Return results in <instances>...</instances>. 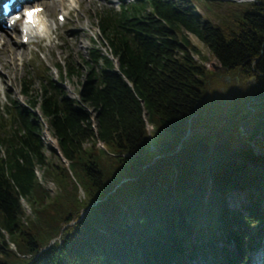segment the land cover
<instances>
[{
    "label": "trees",
    "instance_id": "obj_1",
    "mask_svg": "<svg viewBox=\"0 0 264 264\" xmlns=\"http://www.w3.org/2000/svg\"><path fill=\"white\" fill-rule=\"evenodd\" d=\"M96 26L118 69L92 48L77 98L56 63L0 106V264H238L264 224V0H120Z\"/></svg>",
    "mask_w": 264,
    "mask_h": 264
},
{
    "label": "rangeland",
    "instance_id": "obj_2",
    "mask_svg": "<svg viewBox=\"0 0 264 264\" xmlns=\"http://www.w3.org/2000/svg\"><path fill=\"white\" fill-rule=\"evenodd\" d=\"M82 1L81 6L79 8L77 7V9H73L72 6H70L69 0H64V3L62 2L60 5L52 7L49 11L45 7L44 10L47 14L46 18L51 19L54 27L53 32L47 37L36 35L30 38L28 43L16 46L11 42L12 39H20L16 27L15 29L7 30L5 36L0 35L4 37L7 36V39L10 40H6L3 44H0V106L6 104L8 97L18 98L24 102L25 97L21 92L22 79L28 73L34 81L32 86L33 89H37L39 86V82L34 77V74L41 68L47 67L49 69V74L55 79H59V73L55 68L56 63H60L62 68H66L68 63L75 64L77 67V72L73 73L71 77H66L63 83L66 92L71 97L77 98L82 88V82L85 80L88 72L85 60L88 58L90 50L95 48L105 55L116 59L110 52L108 42L104 39L96 26V21L101 10L112 7L117 9L120 0ZM59 13H63L66 17V22L63 24L56 20L57 14ZM187 35L192 44H194L200 52V57L195 55V58L202 62L209 70L221 71L222 68L220 70L216 69V66L219 64L218 61L210 54L202 42L191 33H187ZM77 40L81 41V44L77 45ZM9 49H22V56L18 55L14 60L15 62H12L8 56ZM201 55L205 58H202ZM253 80L254 79L250 77L245 78V85ZM48 137L47 134L43 136L46 144L49 142ZM250 143L259 151V154L263 153L264 142L251 141ZM37 176L41 178V171L39 169H37ZM41 182L47 188L49 196L52 197L55 192L54 183L50 180ZM23 206L26 213L30 214L27 201H23ZM262 226V237L260 241L258 240L259 238L257 239V241H259L258 249L252 252H245L238 264H242L243 260H245L244 258H246V264H253L255 260L264 262V224ZM220 260L223 264H229L223 256L220 257ZM192 264L213 263L202 259V257H196L195 262L192 261Z\"/></svg>",
    "mask_w": 264,
    "mask_h": 264
},
{
    "label": "bare ground",
    "instance_id": "obj_3",
    "mask_svg": "<svg viewBox=\"0 0 264 264\" xmlns=\"http://www.w3.org/2000/svg\"><path fill=\"white\" fill-rule=\"evenodd\" d=\"M70 1V6H72L73 9H77V7L79 8L82 4V0H69ZM64 3V0H35L34 2L31 3L32 6H39L42 5L44 6V8L46 7L47 10L49 11L52 7L60 5V3ZM46 10V11H47ZM47 14L44 10V12L40 13V23L38 24V26L36 28H33L29 31V33L27 34L29 36V38L34 37L35 35H39L42 37H47L50 33L53 32L54 27H53V22L51 21V19H47ZM7 30H9L8 28H3L0 30V35H6L7 34ZM0 36L1 40L0 43L3 44L7 39V36ZM19 36L20 39H12L11 42L16 45V46H20L21 44H23V40L22 38L24 37V34L21 32V30H19ZM10 41V40H9ZM77 45L81 44V41L77 40ZM22 56V49L17 50V49H9L8 50V56L10 57L12 62H15L14 60L17 58V56ZM253 264H264V262H262L261 260H255Z\"/></svg>",
    "mask_w": 264,
    "mask_h": 264
},
{
    "label": "water",
    "instance_id": "obj_4",
    "mask_svg": "<svg viewBox=\"0 0 264 264\" xmlns=\"http://www.w3.org/2000/svg\"><path fill=\"white\" fill-rule=\"evenodd\" d=\"M216 69H217V70H220V69H221V65L218 64V65L216 66ZM250 78H253V76H251ZM243 125L246 126L245 130L247 131V133H250L251 130H252V128L248 125V123H247V122H243ZM57 150H58L59 154L61 155V152H60L59 148H57ZM254 151H255L256 154L259 153V151H258L257 149H255ZM6 238H8L7 235H6ZM12 247L14 248L13 245H12Z\"/></svg>",
    "mask_w": 264,
    "mask_h": 264
},
{
    "label": "snow or ice",
    "instance_id": "obj_5",
    "mask_svg": "<svg viewBox=\"0 0 264 264\" xmlns=\"http://www.w3.org/2000/svg\"><path fill=\"white\" fill-rule=\"evenodd\" d=\"M29 17H31L32 13H28Z\"/></svg>",
    "mask_w": 264,
    "mask_h": 264
}]
</instances>
